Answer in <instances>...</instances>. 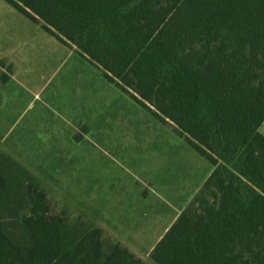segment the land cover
I'll use <instances>...</instances> for the list:
<instances>
[{"label": "rangeland", "instance_id": "374dc122", "mask_svg": "<svg viewBox=\"0 0 264 264\" xmlns=\"http://www.w3.org/2000/svg\"><path fill=\"white\" fill-rule=\"evenodd\" d=\"M191 1L131 0L132 69ZM78 19L48 17L60 40L0 0V150L41 180L54 213L102 227L107 241L155 264L153 247L214 169L187 137L264 187V145L251 136L259 119L264 135V0H209L133 91L152 110L105 76L122 82L133 72H110L113 39L99 40L109 64L68 39ZM219 84L223 93L214 94ZM189 120L192 131L182 127Z\"/></svg>", "mask_w": 264, "mask_h": 264}, {"label": "trees", "instance_id": "16d2710c", "mask_svg": "<svg viewBox=\"0 0 264 264\" xmlns=\"http://www.w3.org/2000/svg\"><path fill=\"white\" fill-rule=\"evenodd\" d=\"M7 1L32 20L41 22L45 30L60 40L64 39L47 23L48 17H78L80 22L68 39L77 42L87 53H94L98 62L109 64V56L98 54L99 40L113 39L119 48L113 50L116 54H113L114 62L109 64L110 72L119 75V70L125 67L133 72L122 82L106 72L105 76L148 110L152 108L133 91L146 83L209 2L192 0L152 53L132 69L134 63H130V53L126 52H132L134 41L129 39L127 29L131 28L126 24L138 22L126 16L129 11L124 12L131 0ZM137 20L144 21L140 17ZM113 26L115 30H111ZM189 75L194 78L192 72ZM221 86L215 85L214 94L223 93ZM253 87L242 90L241 94L248 90L252 93ZM252 95L258 103L255 93ZM175 100L174 96L168 100L172 110ZM192 122L189 120L182 127L192 131ZM260 122L259 119L251 130V136L264 145V135L258 131ZM187 139L212 162L214 169L157 241L150 254L152 261L155 264H264V187L251 180L241 170L244 168L228 166L210 148ZM0 264L146 263L120 242L107 241L102 227L71 222L64 213H54L41 180L0 150Z\"/></svg>", "mask_w": 264, "mask_h": 264}]
</instances>
